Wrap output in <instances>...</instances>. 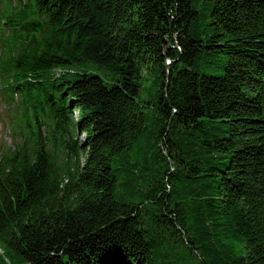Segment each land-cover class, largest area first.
Masks as SVG:
<instances>
[{"label":"trees","instance_id":"1","mask_svg":"<svg viewBox=\"0 0 264 264\" xmlns=\"http://www.w3.org/2000/svg\"><path fill=\"white\" fill-rule=\"evenodd\" d=\"M0 85V264H264V0H0Z\"/></svg>","mask_w":264,"mask_h":264},{"label":"rangeland","instance_id":"2","mask_svg":"<svg viewBox=\"0 0 264 264\" xmlns=\"http://www.w3.org/2000/svg\"><path fill=\"white\" fill-rule=\"evenodd\" d=\"M92 72L100 74V71L95 67H88ZM18 98H14V101L6 104V98H3L1 85H0V156L6 152L9 147L12 146L14 139V133H16V118L19 114L17 109ZM13 135V137H12Z\"/></svg>","mask_w":264,"mask_h":264}]
</instances>
